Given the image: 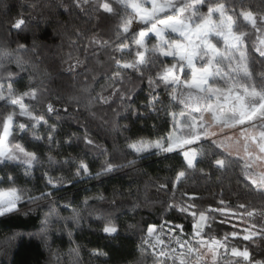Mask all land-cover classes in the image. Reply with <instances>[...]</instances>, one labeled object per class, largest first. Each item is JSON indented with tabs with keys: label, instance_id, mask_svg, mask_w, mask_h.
<instances>
[{
	"label": "snow or ice",
	"instance_id": "1",
	"mask_svg": "<svg viewBox=\"0 0 264 264\" xmlns=\"http://www.w3.org/2000/svg\"><path fill=\"white\" fill-rule=\"evenodd\" d=\"M116 2L121 5L124 12L121 15L113 52L123 55L110 57L114 62V68L110 76L105 75L100 92L93 95L91 84H86L81 91L88 97L89 111L97 102L108 104L113 97H118L123 112H130L136 121L143 122L154 116L152 124L154 135H140L135 139L126 137L125 147L133 158L128 160L126 165H118L110 158L111 153L108 149L98 143L82 124L81 127H85L83 136L72 133L66 143H71L73 138L77 141L82 139L90 151L103 149L104 158L95 175L92 174L90 166L80 159L75 172L69 177L64 175L53 177L45 173L46 190L39 196L32 195L27 188L19 187L17 177L11 172L6 177L0 175V185L7 182L6 187H0V220L18 214L21 211V204L25 202L34 204L41 199H47L53 194L52 190H59L74 180L100 179L123 167L153 157L171 160L176 156H182L186 167L181 166L177 169L174 177H165L159 181V189L170 187L173 195L165 202L166 211L160 217L163 222L148 223L141 230V240L137 246L141 256L147 249H152L153 264H239L240 260L248 261L250 256L246 244L241 248L233 241H251L264 234V225H256L254 222L257 215H264V205L256 208L248 203L238 202L233 208L221 195L215 206L202 207L196 202L198 199L196 195L190 196L186 202L177 201L175 191H178L179 186L186 181L189 169L197 170V155L203 153L202 149L195 145L202 138L216 135L217 131H224L227 139V131H231L236 140L242 142L244 146L246 160L242 173L245 179L254 189L264 192V70L259 72L253 70V65L257 63L253 53L258 54L261 58L259 63L264 65V12L254 13L241 9L239 17H242L250 28L235 27L234 30L239 17L235 11L231 15L227 14L228 7H235L228 4L227 0L224 2L116 0ZM89 3L90 0H73L74 7L81 11H84V6ZM204 4L208 5L207 15L200 12V7ZM99 7L110 14L116 12L110 0H104ZM214 13H219L218 21L213 20ZM26 27L27 22L23 15L16 18L12 23V28L17 30L18 36L16 49L12 53L0 49V102L15 106L2 120L0 164L4 166L9 162L19 164L23 166L25 177H31L33 163L38 161L36 154L26 151L19 143L14 149H8L5 146L6 142L16 129L21 133L30 132L33 139L41 140L38 128L43 125L47 132V143L51 146L56 142L58 124H50L44 115L37 114L36 107L45 104L49 113H57L58 109L45 96L51 73L47 70L39 71L30 61L21 59L24 53L37 51L35 44L29 49L26 43L20 42L23 40L20 33ZM169 32L178 33L187 43H181L171 36L166 37V33ZM152 36H155V43H151ZM210 36L223 41V47L213 43L209 39ZM249 42L251 47L247 46ZM96 43L95 39L89 41V45L85 46L86 50ZM100 47L107 48L111 45L108 41H103L100 42ZM169 57L170 61L167 59ZM72 59L69 55L65 60L68 64L65 71L75 73L78 77L81 73H76V69L83 61L76 57L75 63H70ZM5 60L9 63L14 61L18 71L6 67ZM194 61L202 63L198 67ZM186 69L191 70V78L188 77ZM25 72L28 74L27 84L24 85L25 90L21 92L16 85L25 79L22 75ZM132 72L138 74L139 83L129 89L125 84ZM145 77L147 95L141 100L137 93L144 91L139 85L143 84ZM92 80H96L95 75L92 76ZM159 89L166 92L168 97L166 101ZM105 92L109 95L105 96ZM75 100L77 98H71L68 104L71 105ZM113 111L115 116L121 115L119 111ZM15 116L26 117L32 121L31 127L24 123H14ZM56 118L59 121L60 117ZM165 124L166 128L163 127ZM116 126L123 132L130 129L128 123ZM218 147H225L224 141H219ZM49 160L53 161L51 155ZM74 162V159L66 160L65 164ZM215 164L218 168H224L226 160L217 158ZM199 171L203 173V169ZM92 198L104 199L102 195L86 196L84 202L87 203ZM70 206L71 201L64 207L68 209ZM71 212L69 217L62 219L79 224V212L75 208ZM51 214L59 215L54 211L49 215ZM169 214H173L171 220ZM233 219L243 226L238 228L236 224H232ZM41 223L42 232L46 233L49 230L48 217L46 216ZM223 224H229L232 230H225L221 236L217 228ZM128 227L134 229L136 225L129 224ZM7 231L14 232V235L7 237L5 243L21 235L12 228H8ZM103 231L115 239L113 234L117 233V227L108 221ZM68 234L71 237V231H68ZM20 245L14 246L16 251ZM92 255L107 256V253L92 250ZM13 259L10 257L9 264H12Z\"/></svg>",
	"mask_w": 264,
	"mask_h": 264
},
{
	"label": "trees",
	"instance_id": "2",
	"mask_svg": "<svg viewBox=\"0 0 264 264\" xmlns=\"http://www.w3.org/2000/svg\"><path fill=\"white\" fill-rule=\"evenodd\" d=\"M103 2L104 0H90V3L84 6L85 10L81 11L74 7L73 0H0V42H3L0 43V49L9 53L16 49L18 36L17 30L12 28V23L23 15L27 27L20 33L23 37L20 42L26 43L29 49L35 44L37 51L36 53L28 51L21 59L30 61L39 71L47 70L51 73L45 96L58 109L57 113H49L46 105L40 104L36 107L37 114L44 115L50 124H58L56 138L61 145L72 133L82 137L85 131V127H81L83 124L95 140L108 149L115 164L126 165L127 161L133 158L125 147V138L131 135L123 132L116 124L122 125L126 117L130 119L131 113L123 112L118 97H113L108 104L97 102L89 111L88 97L81 91L86 84H91L93 95L100 92L105 75L110 76L114 68V62L110 57L123 55L113 52V48L124 9L116 0H110L111 6L116 9L114 14H110L99 7ZM227 2L235 6L228 7L231 12L239 13L241 9L254 13L264 12V0ZM93 39L97 43L86 50L85 46ZM103 41H108L111 47L101 48L100 42ZM247 46L251 47V43L249 42ZM69 55L73 58L70 63H75L76 57L83 61L76 69V73H81L78 77L75 73L65 71L68 67L65 60ZM253 55L257 60L253 70L256 72L264 70V65L259 63L261 58L257 53ZM5 66L12 71H18L14 61L9 63L5 60ZM85 73L87 75H84ZM22 75L25 79L20 82L24 91L28 74L25 72ZM93 75L96 76L95 81L92 80ZM138 83V74L132 72L125 87L131 89ZM139 86L144 89L145 97L146 77ZM142 92H138L137 95ZM104 95L107 96L109 93L105 92ZM73 97L77 100L69 105L68 101ZM113 110L119 111L121 115L115 116ZM10 112L12 111L6 108L4 102H0V134L2 120ZM57 116L60 117L59 121ZM14 123H24L30 128L33 122L26 117L15 116ZM229 135L231 136L230 133L227 134L228 137ZM221 136L225 137V133L203 138L207 146L204 151L206 158L202 161L203 173L199 169L195 171L189 169L186 181L179 186L178 191H175L176 200L186 202L190 196L196 195L198 197L196 202L202 207H207L215 206L223 195L225 202L230 203L233 208L238 202L248 203L256 208L261 207L264 205V192L254 189L242 173L246 157L239 156L231 150L226 142L228 137L221 140ZM18 138L16 135L8 138L6 143L10 144L11 149L19 143ZM219 141H224L225 147H218ZM67 144L72 151L64 146L63 150L62 148L58 150L60 155L69 161L83 159L94 162L95 166L90 169L95 175L104 158L103 149L90 151L82 139L77 141L75 138ZM51 150L50 147L48 153L55 162L49 158L42 162L35 153L38 161L33 163L31 177H25L23 166L12 162L7 164V174L11 172L17 177L19 187L27 188L32 195L39 196L46 190L45 173L55 177L59 172L70 171L69 165H72L65 164L61 156L62 159H57ZM216 157L226 160L224 168H218L214 164L213 159ZM181 166H185L182 156H176L171 160L153 157L123 167L100 179L74 180L70 185L52 190L53 194L47 199H41L34 204L27 202L21 204V211L18 214L0 220V264H9L10 257L14 258L12 264H134V262L153 264V257L149 252L146 251L141 256L137 247L141 240V230L148 223L163 222L160 217L166 211L165 202L172 197L173 190L170 187L159 189L158 184L165 177H174L176 170ZM98 195H102L104 199L92 198L87 203L84 202L86 196ZM69 201L71 206L65 209L64 206ZM73 208L79 212V224L62 219L69 217ZM53 211L59 215H49ZM46 216L49 220V230L44 233L41 222ZM172 218L173 214H169V220ZM108 221L117 227V233L113 234L115 239L103 231ZM254 222L256 225H264V215H257ZM231 223L236 224L238 228L243 226L235 219ZM129 224L136 225V228L129 229ZM8 228L20 232L21 235L5 243L7 237L14 235V232L7 231ZM225 230L231 231L232 228L229 224L218 225L219 235L222 236ZM68 231H71V237ZM233 243L241 248L246 244L249 252L250 259L246 262L240 260L239 264H264V234L251 241L235 240ZM16 245H20L17 251L14 247ZM92 250L103 251L107 256H93Z\"/></svg>",
	"mask_w": 264,
	"mask_h": 264
},
{
	"label": "rangeland",
	"instance_id": "3",
	"mask_svg": "<svg viewBox=\"0 0 264 264\" xmlns=\"http://www.w3.org/2000/svg\"><path fill=\"white\" fill-rule=\"evenodd\" d=\"M128 11L130 12L131 10L128 9ZM200 12L202 14H205L207 15L208 13V5L207 4H204L200 7ZM227 14L228 15H231L232 12L230 11L229 8H227ZM237 16L239 17V13H236ZM213 20L215 21H218L219 20V13H214L213 14ZM140 27H144V26H140ZM235 27H237L238 29L240 28H250V25H248V23L246 21L243 20L242 17H239V19H237L236 21V25H234V30H235ZM167 36H171L173 38H175L176 40L180 41L181 43H184L186 44L187 41L183 38V37H180L178 33H166V37ZM210 40H212L213 43H218V46L220 47H223V41L219 40L217 37L215 36H210L209 37ZM193 40H195V37H193ZM151 43H155V36H152L151 37ZM151 43L149 44V46H151ZM169 61L171 60V57L167 58ZM194 63L197 64V66L199 67L200 64L202 62L200 61H194ZM186 72L188 73V77L191 78V70L190 69H186ZM17 89L19 91H23V85L21 82H19L17 85H16ZM164 90V89H163ZM162 95H163V99L166 101L167 100V94L165 91L161 92ZM144 95H145V91H143L139 97L141 100H143L144 98ZM139 103V101H138ZM7 109H9V111H13V109L15 108V106L11 105V104H8V105H5ZM18 111V109H16ZM155 120V117H151L149 119H147L146 121H143V122H140V121H136L135 118L130 115V119H128L127 117L124 119L123 123H128L130 125V129L127 131V133H130V138L132 139H135L137 136H140V135H144V136H151V135H154V133L152 132V124ZM166 128V127H164ZM38 131L40 132L41 136H42V139L41 140H35L33 139V137L31 136L30 132H19L18 129H16L15 131H13V134L12 135H16L19 140V144H21L26 151H30V152H34V153H37V155H39L40 157V160L42 162L46 161L47 158H49V153H48V149L51 147L52 150L51 152L52 153H55V155L57 156V159H62L64 162L67 160L64 159L63 156L60 155L59 151L61 148L63 150V147L66 146L70 151H72V148L69 147V145L66 143V140L65 139L62 143V145L60 144V142L58 141V139L56 138V135H55V141L51 146L47 143V132L44 128L43 125H40L39 128H38ZM227 131V130H225ZM224 133V131H217L216 135L217 134H222ZM231 134V136L229 135L228 137V140H226L228 146L230 147L231 150H233L236 154H238L239 156H244V146H243V143L242 142H238L236 140V137L235 135H233V133L231 131H227V134ZM215 136V135H214ZM214 136H209V137H214ZM10 137V136H9ZM222 137V136H221ZM225 138V137H222L221 140ZM203 138L201 139V141L198 142L197 145H195V147H198L200 149H202V155H197V158H196V161L198 163H196V169H201L202 168V161L203 159L206 158V155L204 153V151L206 150L207 146H206V143L203 142ZM59 142V144H58ZM6 148L8 149H11L12 147L10 146V144L6 143ZM58 148V149H57ZM60 156L62 158H60ZM217 159L214 158L213 159V162L215 164V160ZM80 160V159H79ZM79 160H76V162L74 163H71L72 165H69L70 166V171L68 172H59L57 174V176L55 177H58L60 175H64L65 177H69L71 176L74 172H75V168H76V165L79 163ZM85 163H87L90 167H94L95 166V163L92 162V161H89V160H84ZM216 165V164H215ZM7 166H4L2 164H0V175H3V176H7ZM186 167V165H185ZM7 186V182H5L4 185H0V187H6Z\"/></svg>",
	"mask_w": 264,
	"mask_h": 264
},
{
	"label": "built area",
	"instance_id": "4",
	"mask_svg": "<svg viewBox=\"0 0 264 264\" xmlns=\"http://www.w3.org/2000/svg\"><path fill=\"white\" fill-rule=\"evenodd\" d=\"M162 223V222H161ZM165 240H167V237H165ZM147 251L149 252V254L151 255L152 249H147ZM152 256V255H151Z\"/></svg>",
	"mask_w": 264,
	"mask_h": 264
},
{
	"label": "clouds",
	"instance_id": "5",
	"mask_svg": "<svg viewBox=\"0 0 264 264\" xmlns=\"http://www.w3.org/2000/svg\"><path fill=\"white\" fill-rule=\"evenodd\" d=\"M0 43H3V42H0Z\"/></svg>",
	"mask_w": 264,
	"mask_h": 264
}]
</instances>
